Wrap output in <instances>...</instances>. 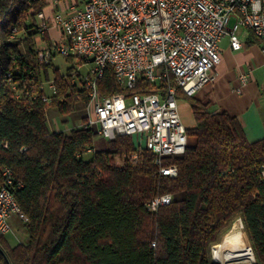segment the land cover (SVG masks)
<instances>
[{
	"label": "trees",
	"instance_id": "trees-1",
	"mask_svg": "<svg viewBox=\"0 0 264 264\" xmlns=\"http://www.w3.org/2000/svg\"><path fill=\"white\" fill-rule=\"evenodd\" d=\"M46 5L0 0V170L9 167L20 183L13 192L28 236L11 246L0 235V264H219L211 247L237 218L253 264H264V137L249 141L236 116L211 113L179 88L177 100L189 103L193 124L186 127L184 153L160 164L151 151L138 150L133 136H115L94 150L93 128L51 130L46 109L67 115L76 103L86 105L89 75L81 77L74 66L60 73L39 60L36 38L51 45L36 24ZM246 41L261 45L252 32ZM51 81L54 92L46 89ZM97 88L103 96L155 91L142 77L134 88L122 87L111 66ZM169 164L177 168L175 177L158 173ZM165 193L169 204L147 209L151 198Z\"/></svg>",
	"mask_w": 264,
	"mask_h": 264
},
{
	"label": "built area",
	"instance_id": "built-area-1",
	"mask_svg": "<svg viewBox=\"0 0 264 264\" xmlns=\"http://www.w3.org/2000/svg\"><path fill=\"white\" fill-rule=\"evenodd\" d=\"M63 4L50 16L39 12V36L53 28L58 37L38 48L40 61L49 63L53 54L86 58L91 67L85 80L88 101L86 121L98 135L137 136L138 150L146 149L160 164L163 157L184 153L186 127L181 122L177 89L192 96L213 80V69L221 60L219 43L228 38L232 50L242 47L239 29L252 32L264 50V0H54ZM111 66L124 88L135 87L139 77L155 87L153 92H118L101 95L97 88L105 69ZM244 84L246 73L239 75ZM51 92L55 84H48ZM49 102L50 97H42ZM143 141V144H142ZM138 152L130 159L138 162ZM158 173L175 177L174 164L159 166ZM12 170H0V235L10 230L9 218L16 213L23 222L14 195ZM171 195L151 198L146 207L156 211L169 204Z\"/></svg>",
	"mask_w": 264,
	"mask_h": 264
},
{
	"label": "crops",
	"instance_id": "crops-1",
	"mask_svg": "<svg viewBox=\"0 0 264 264\" xmlns=\"http://www.w3.org/2000/svg\"><path fill=\"white\" fill-rule=\"evenodd\" d=\"M45 1L43 12L47 16L63 8V4L54 0ZM247 35H243L239 50H232L228 38H222L219 43L221 60L214 67L213 80L202 85L192 97L205 104L211 113L225 111L236 116L246 138L254 141L264 137V50L257 42L248 43ZM49 36L53 40L58 32L51 28ZM242 73L248 76L244 84L239 80ZM184 101L183 105H187L191 113L189 103ZM5 239L9 245H15L10 244L6 236Z\"/></svg>",
	"mask_w": 264,
	"mask_h": 264
},
{
	"label": "rangeland",
	"instance_id": "rangeland-1",
	"mask_svg": "<svg viewBox=\"0 0 264 264\" xmlns=\"http://www.w3.org/2000/svg\"><path fill=\"white\" fill-rule=\"evenodd\" d=\"M245 30L243 28H240L238 33L239 36L243 37ZM17 33H15L16 36ZM20 35V34H19ZM12 37V36H11ZM224 40H227V37H224ZM1 42V37H0ZM37 46L43 47L45 46V42L43 40H40L39 37L36 38ZM52 65L58 69L60 73H64L66 69L70 66H74L75 69L80 73L81 77L84 78V76L89 71V68L91 67V63L89 61H86L85 63L81 65H76V58L73 57L72 60H67L64 56H62L59 53H54L52 56ZM214 70V69H213ZM77 80V79H75ZM48 84H46V89H48ZM186 104V102L183 100H177L178 105V112L181 118V122L185 127L192 126L193 124V117L189 111V108ZM87 109L86 105H84L82 102L76 103L74 110H72L67 115H61L58 113L57 109L55 107L49 106L46 109V118H47V124L49 128L53 131H63V132H69L72 128H77L83 124V117H86ZM137 136L134 137L135 143H137ZM190 142V140H189ZM143 144V141H142ZM107 146V139L97 135V137L94 140L93 149H104ZM92 155V151H88L83 155L84 159H89ZM115 163L121 164L122 161L115 157ZM239 219V218H237ZM236 219V220H237ZM235 220V221H236ZM9 224H10V230L5 234V236L8 238L10 244H16V243H24L27 241L28 236L25 230L24 222L20 220L16 213H12L9 218ZM243 230V227H242ZM252 250V249H251ZM213 254V252H212ZM253 255V253H252ZM253 264L254 263V256L252 260H249L248 262L244 261H232L227 264ZM222 264V263H219Z\"/></svg>",
	"mask_w": 264,
	"mask_h": 264
},
{
	"label": "bare ground",
	"instance_id": "bare-ground-1",
	"mask_svg": "<svg viewBox=\"0 0 264 264\" xmlns=\"http://www.w3.org/2000/svg\"><path fill=\"white\" fill-rule=\"evenodd\" d=\"M231 224V227L222 234L220 240L212 246L214 258L222 264L252 260V250L248 238L242 230L241 221L237 219Z\"/></svg>",
	"mask_w": 264,
	"mask_h": 264
},
{
	"label": "water",
	"instance_id": "water-1",
	"mask_svg": "<svg viewBox=\"0 0 264 264\" xmlns=\"http://www.w3.org/2000/svg\"><path fill=\"white\" fill-rule=\"evenodd\" d=\"M239 220H240V219H239ZM240 221H241V220H240ZM211 256H212L213 261L219 262V261H217V260L214 258L213 254H212V247H211ZM219 263H220V262H219Z\"/></svg>",
	"mask_w": 264,
	"mask_h": 264
}]
</instances>
